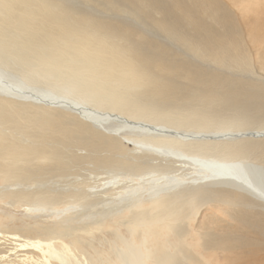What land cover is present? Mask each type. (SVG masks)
<instances>
[{
	"label": "rangeland",
	"instance_id": "rangeland-1",
	"mask_svg": "<svg viewBox=\"0 0 264 264\" xmlns=\"http://www.w3.org/2000/svg\"><path fill=\"white\" fill-rule=\"evenodd\" d=\"M44 3L29 0L30 5L7 4L15 9L0 11V22L10 23L9 28L0 24L4 58H20L25 52L6 48L10 45L4 34L26 37L24 31L31 30L21 28L18 20L35 23L51 15L56 24L81 25L72 32L77 37L86 32L98 45L96 51L131 57L133 71L145 74L148 68L156 74L141 90H118L121 115L136 119L125 112L132 108L150 113L144 116L148 123L179 118L180 126L187 123L195 130L264 129V0ZM24 6L33 9L21 11ZM30 37L47 48L52 41ZM26 52L23 59L39 63L41 50ZM53 110L60 115L46 134L0 121V172H9L8 180L0 177V264H115L127 257L124 241L138 244L143 236L145 246L157 245L155 254L144 259L147 264L172 257V264H264V204L255 194L227 185L187 184L150 197L145 179L163 175L187 181L188 165L169 153L122 141L128 134L143 142L148 138L128 131L108 135L73 112ZM79 124L85 128L80 130ZM245 135L208 149L185 150L214 158L242 156L264 166V135L254 140ZM9 139L19 144L10 146L15 143ZM28 149L40 154H28ZM15 153L21 163H8L6 169L1 157ZM140 222L130 236L128 225Z\"/></svg>",
	"mask_w": 264,
	"mask_h": 264
},
{
	"label": "bare ground",
	"instance_id": "bare-ground-1",
	"mask_svg": "<svg viewBox=\"0 0 264 264\" xmlns=\"http://www.w3.org/2000/svg\"><path fill=\"white\" fill-rule=\"evenodd\" d=\"M35 1L39 3L46 2V0ZM48 1L49 0H47V3ZM7 4L30 5L29 0H0L1 12L4 10L13 11L11 9H15L14 7H7ZM44 5L46 4L44 3ZM31 8L33 9L32 6H24V8L21 7L20 10L27 12L31 10ZM36 9L40 11L42 7H36ZM43 9H47V7ZM46 15L47 14L43 16L41 21L35 23H24L22 20H18L21 25H23L21 28L31 27V30L24 31L26 37H21V35L16 33V35L4 34L7 36L5 40H7L10 45L6 48L10 50L15 51L17 47L25 48V52H22L23 56L28 55L26 52L27 49L35 51L41 50L43 53L39 55V63H28L20 54V58H18V56L5 57V59L3 55H5L6 49L0 50V121L2 123L10 122L12 125L14 123V127H18L20 131L25 129L31 131L34 129L36 134L37 132L46 134L52 126L51 122L58 121L57 117L60 115V112L58 113L53 109L73 112L88 122L92 128L93 126L99 129L102 127L101 130L108 135H115L120 132L128 131V133L133 132L137 137H142L143 140L148 138V142H143L142 140L140 141L134 137L128 136L130 135L128 134L122 137V141L129 145L133 144L134 148L145 147L146 149L144 150L146 151H148V148H152L150 150L151 152L161 151L169 153L171 158L188 165L190 169L188 174H190V176L187 178V181L185 178L181 179L163 175L145 179L148 185L144 191H150L146 194L150 197L165 195L164 192L169 190L175 191L184 189L187 184L194 186L201 185L200 187L207 188L208 185H227L235 189H243L250 194H255L264 204V166L261 163L250 161L242 156L234 159L233 157L237 155L227 156L226 158H214L210 155L191 154L185 150L189 148L195 149L197 146L200 150H204L205 148L208 149V145L220 141L235 140L237 137H244L245 134H249L248 138L254 140V137L264 135V129L195 130L191 129L193 128L192 126H188L191 128H187V123H184L185 126H180L183 122L180 121L179 118H170L171 120L168 122L148 123L145 117L151 115L150 113H139V110H133L132 108L127 111L125 110V112H130L129 115L136 119L121 115L119 111H124V108L120 106V102L115 99V94L118 90H121L123 86H129L130 88L133 86L137 90H141V88L144 87V83L150 80L152 76H156V74L152 75L148 68H146L147 72L145 71V74H139L141 70L140 72L133 71L134 66L131 57L126 56L125 59H119L117 55H114L115 53L109 54L101 47V49L96 51V49H94L96 46L94 41L88 38L89 36H87L86 32H84L85 34L83 35L82 33L79 34V38L72 32L71 28L74 26L76 28L81 26L73 22V20L71 23L73 22L74 24H72L71 27L67 23L59 24V22H57L56 24V22H53L54 20L51 21L50 14L49 20L46 18ZM55 17H58V15ZM55 21L57 20L55 19ZM1 22V25L9 28L10 23ZM54 25L58 27L50 28V26ZM13 32L17 31L14 30ZM18 32L20 33V31ZM32 35L35 37L40 36L46 39L45 41L48 39L52 41L49 42L48 40L46 42L49 44L47 48L46 44L37 45V42L29 40L32 38L30 37ZM57 37L60 39H57ZM2 38L4 39L5 37ZM72 38L75 40H72ZM91 43L92 45H90ZM107 50H110V48H107ZM52 83H54L55 86H53ZM119 86L120 88H118ZM19 98H24V100H19ZM26 99H28V101ZM135 101H139V99ZM142 110L143 108L140 111ZM166 118L168 117L166 116ZM79 125L80 130L85 128L84 125ZM76 126H78V124L74 125L77 129ZM198 126L205 127V125L201 124ZM86 131H89V135H94L90 130L86 129ZM65 135L66 134L63 133L61 136L66 140L68 138H66ZM82 135H84V133ZM35 136L37 137V135ZM157 139L161 140L156 141ZM2 141L3 140H1V142ZM153 141L157 144H150V142ZM15 142L16 141L12 143ZM18 144L15 143L10 146H17ZM26 148L27 147H25V149ZM30 152L35 154V156L40 154V152L28 149L27 153L31 154ZM12 155L7 157L8 159H6V156L1 157V161L5 164V167L10 166L8 163H12V165L15 164L14 166H16V163L20 162L21 158L16 159L15 157L17 156H14L16 153ZM30 158H32V155ZM23 159L25 158L23 157ZM6 169H8V167H6ZM0 177L2 180L3 178L8 180V170L6 173L0 172ZM200 187H197L196 190H199ZM138 189L141 190L142 188L138 187ZM134 192L135 190L130 191V193ZM188 205L193 206L192 202H189ZM136 225L141 226L143 224L141 222L134 223V225L129 224L128 230L130 236L133 235V230L137 227ZM142 232L143 231H141V233ZM145 245L144 236L138 244L128 242L127 240L124 241V250L122 249V253L124 254L125 252L127 257L125 255L124 258L126 259L120 257V262H115V264H147V261L145 262L144 259L147 257L151 258L153 254H155L157 245ZM171 260H154L153 263L172 264L173 257Z\"/></svg>",
	"mask_w": 264,
	"mask_h": 264
}]
</instances>
